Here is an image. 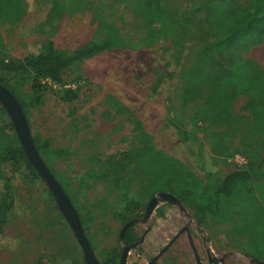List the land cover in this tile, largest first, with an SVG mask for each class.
<instances>
[{
  "label": "rangeland",
  "instance_id": "obj_1",
  "mask_svg": "<svg viewBox=\"0 0 264 264\" xmlns=\"http://www.w3.org/2000/svg\"><path fill=\"white\" fill-rule=\"evenodd\" d=\"M62 1L66 10L55 20L53 29H42L53 0H33L19 21L0 23V76L5 59L23 58L37 51L46 37H51L58 49L72 51L92 39L101 40L108 26L118 30L122 47L99 53L68 69L60 82L49 83L44 104L30 112L29 121L31 133L39 132L48 141L49 149L42 159L83 217L96 257L102 262L106 253L112 252L119 263L122 224L116 214L129 216L133 209L127 208L105 182L84 179L83 174L128 149L135 134L133 120L138 119L156 148L180 160L204 181L222 179L244 168L249 160L242 149L247 143L242 141L254 143V139L249 133L245 104L250 98L259 99L261 92L253 90L235 101L236 132L223 144L230 146L225 155L222 149L211 146L209 131L220 128L208 115L203 99L183 106L177 96L185 78L198 81L204 96L211 89L206 69L191 68L192 60L187 56L194 53L193 42L203 36L201 32L185 35V56L178 65L170 66L171 41L145 45L148 20L133 0ZM171 7H177V3L173 1ZM241 54L264 68V41ZM158 79L162 82L153 91ZM67 88L77 91L72 102L60 98ZM23 89L26 92L28 87ZM109 97L126 110L116 112L107 103ZM190 114H197L194 121ZM184 117L187 136L181 135L178 128ZM53 149H65L70 155L55 158L49 153ZM12 183L16 200L0 234V264H84L82 249L64 217L59 216L61 212L44 180L22 168L14 174ZM252 186L247 195L224 196L220 217L203 226L195 225L187 206L183 205L182 213L176 205L159 203L146 223L132 225L137 240H143L129 251L126 264H146L186 224L202 264H209L206 250L216 258L225 256L222 264H255L251 258L264 261V202L254 183ZM146 202L141 201L133 210L140 215L137 219L142 218ZM155 264H195L187 236L181 234Z\"/></svg>",
  "mask_w": 264,
  "mask_h": 264
},
{
  "label": "trees",
  "instance_id": "obj_2",
  "mask_svg": "<svg viewBox=\"0 0 264 264\" xmlns=\"http://www.w3.org/2000/svg\"><path fill=\"white\" fill-rule=\"evenodd\" d=\"M32 1L0 0V23L19 21L30 10ZM133 1L148 20L145 45L150 46L163 39L171 41L168 46L171 59L167 61V65H178L184 58L182 46L186 34H203L204 37L200 36L193 42L194 53H188L187 56L192 60L191 68L199 66L206 69L211 89L204 96L198 81L185 78L177 89V96L183 106L203 99L208 115L220 128L209 131L213 149L219 148L225 155L229 154L230 146L223 144L236 132L233 127L237 117L234 111L235 101L242 95H250L253 90L261 92L259 99L250 98L245 104V109L249 112V133L253 136L254 143H249L248 139L242 141L247 143L242 149L249 157L244 168L234 170L222 179L210 178L204 181L180 160L156 148L141 121L135 119L132 145L108 157L102 165L88 170L82 177L105 182L118 193L126 207L133 210L141 201H148L156 193L169 192L190 209L198 226L220 217V204L224 196L234 198L247 195L253 189L252 183L264 202V68H259L251 57L241 54L264 41V0ZM173 1L177 3V7H171ZM64 10L66 6L62 0H53L42 29H53L55 20ZM122 45V37L113 26L106 28L101 40L92 39L72 51L58 49L52 38L46 37L37 51L29 52L23 58H10L2 62L0 84L6 86L17 98L30 126V112L44 104L49 83L60 82L63 74L71 67L79 66L99 53L112 51ZM161 82L158 79L152 90L157 91ZM24 86L28 87L26 92ZM60 98L72 102L77 98V91L73 88L64 89ZM114 99L111 97L107 103L116 112L125 111L126 108ZM193 115L190 114L189 117ZM193 117L194 121L197 114ZM186 119L184 117V122L181 121L178 126L183 136L189 133L185 125ZM32 135L35 147L42 157L49 149L48 141L42 139L39 132ZM219 152L222 154V151ZM49 153L55 158L70 155L65 149H53ZM22 168L32 177L40 178L24 153L12 121L0 104V234L9 221L16 200L12 178ZM48 169L50 170L49 167ZM51 173L53 174L52 171ZM49 194L52 196L50 190ZM96 208L99 209L98 205ZM133 210L129 216L118 212L116 218L123 225L140 216ZM59 216L62 217V214ZM79 216L87 237L84 219L80 214ZM121 241L125 244L137 241L132 226L126 229ZM100 263L119 264L116 254L112 252H107Z\"/></svg>",
  "mask_w": 264,
  "mask_h": 264
},
{
  "label": "water",
  "instance_id": "obj_3",
  "mask_svg": "<svg viewBox=\"0 0 264 264\" xmlns=\"http://www.w3.org/2000/svg\"><path fill=\"white\" fill-rule=\"evenodd\" d=\"M0 104L5 109L10 120L13 123L14 130L21 143V146L24 150L26 157L28 158L30 163L33 165V167L35 168L39 176L46 183L47 187L49 188L50 192L52 193L56 201L58 209L60 210L62 216L64 217V219L66 220L70 228L72 229L73 234L82 249L84 264H101L98 258L96 257L88 238L86 237L84 233L79 213L77 212L76 208L72 204L68 195L63 190L61 184L58 182V180L54 177V175L48 169L44 160L42 159L39 152L37 151L35 144H34V139L31 133L30 126L28 124L26 115L19 101L14 96V94L6 86L2 84H0ZM164 202L175 204L180 209H183L182 203L176 196L166 191L158 192L148 200L144 215L141 219L134 218V219L127 221L125 224L122 225L119 231V239L120 240L123 239L124 233L129 226H132L133 224L138 223V222L143 223V224L146 223L148 218L153 213L154 209L158 206V204L164 203ZM183 232H186L189 234V231L186 226L182 227L170 239V241L158 252V254L153 256L146 264H155L159 256L163 254L166 251V249L174 242V240L179 235H181ZM142 240H143V237H141L139 240H137L134 243H131V244H128L122 247L120 258H119V264L127 263V255L129 251L135 246H137L138 244H140ZM190 246L194 253L195 264H202L198 258L196 248L192 241H190ZM222 258L218 260L221 261ZM218 260L214 259L213 262H217ZM250 262L255 263V264H264V261L259 260L257 258H251Z\"/></svg>",
  "mask_w": 264,
  "mask_h": 264
},
{
  "label": "flooded vegetation",
  "instance_id": "obj_4",
  "mask_svg": "<svg viewBox=\"0 0 264 264\" xmlns=\"http://www.w3.org/2000/svg\"><path fill=\"white\" fill-rule=\"evenodd\" d=\"M148 202V201H147ZM147 202H146V206H147ZM167 203H169V202H167ZM172 204V203H171ZM172 205H175V204H172ZM146 206H145V208H144V212H145V209H146ZM177 206V205H176ZM182 206H183V204H182ZM178 207V206H177ZM184 207V206H183ZM178 210L180 211V212H185V210H184V208L183 209H180L179 207H178ZM144 212H143V215H144ZM143 215H142V217H143ZM188 216H189V214H188ZM195 225H197L196 224V222H195ZM184 226H186L187 227V229H188V231H189V234L188 233H186V232H183L186 236H187V239H188V241H189V245H190V241H192L193 242V240H192V237H191V234H190V229H189V226L186 224V225H184ZM183 226V227H184ZM182 233V234H183ZM180 236V235H179ZM178 236V237H179ZM178 237L174 240V242L178 239ZM194 244V243H193ZM125 245H128V244H125V243H123V246H125ZM191 247V246H190ZM169 248V247H168ZM167 248V249H168ZM167 249H166V251H167ZM191 250H192V248H191ZM165 251V252H166ZM196 252H197V255H198V258H199V260H200V262L202 263V259L200 258V255H199V253H198V251H197V249H196ZM206 252V261L209 263V264H213V263H216V264H218V263H220V264H222L223 262H224V257L225 256H223V258H222V260L220 261V260H218V259H220V258H216L213 254H211L210 253V251H205ZM192 253H193V251H192ZM193 257H194V253H193ZM214 259H217L218 261L217 262H213V260ZM194 260H195V258H194Z\"/></svg>",
  "mask_w": 264,
  "mask_h": 264
}]
</instances>
